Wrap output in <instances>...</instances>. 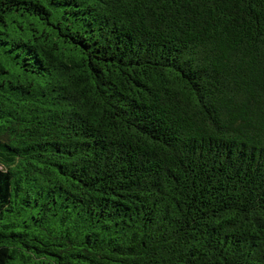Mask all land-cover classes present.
I'll list each match as a JSON object with an SVG mask.
<instances>
[{
  "label": "trees",
  "instance_id": "obj_1",
  "mask_svg": "<svg viewBox=\"0 0 264 264\" xmlns=\"http://www.w3.org/2000/svg\"><path fill=\"white\" fill-rule=\"evenodd\" d=\"M0 264H264V0H0Z\"/></svg>",
  "mask_w": 264,
  "mask_h": 264
}]
</instances>
